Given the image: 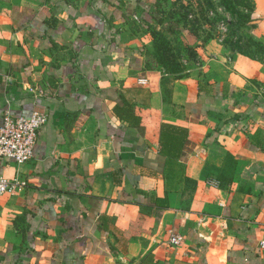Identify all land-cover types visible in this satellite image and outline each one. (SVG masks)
Returning a JSON list of instances; mask_svg holds the SVG:
<instances>
[{"label":"crops","instance_id":"0c3cea01","mask_svg":"<svg viewBox=\"0 0 264 264\" xmlns=\"http://www.w3.org/2000/svg\"><path fill=\"white\" fill-rule=\"evenodd\" d=\"M139 16L143 0H0V125L47 116L31 160H0L28 180L0 198V264H264V50L172 78L128 41ZM166 123L188 131L177 155Z\"/></svg>","mask_w":264,"mask_h":264},{"label":"rangeland","instance_id":"374dc122","mask_svg":"<svg viewBox=\"0 0 264 264\" xmlns=\"http://www.w3.org/2000/svg\"><path fill=\"white\" fill-rule=\"evenodd\" d=\"M230 1L143 0L151 20L141 18L140 10L139 19L131 22L128 41L144 48L151 70L166 71L172 78L202 72L210 79L219 65L230 63L239 51L251 55L262 51L249 24L235 12L249 10Z\"/></svg>","mask_w":264,"mask_h":264},{"label":"built area","instance_id":"2783aa9c","mask_svg":"<svg viewBox=\"0 0 264 264\" xmlns=\"http://www.w3.org/2000/svg\"><path fill=\"white\" fill-rule=\"evenodd\" d=\"M47 121L44 112L34 111L30 116L15 117L7 114L0 125V160L12 159L18 164L26 163L34 155V149L41 126ZM28 187L26 178L15 176L8 178L0 174V198L16 195ZM185 237L181 233H173L172 245H179Z\"/></svg>","mask_w":264,"mask_h":264},{"label":"trees","instance_id":"16d2710c","mask_svg":"<svg viewBox=\"0 0 264 264\" xmlns=\"http://www.w3.org/2000/svg\"><path fill=\"white\" fill-rule=\"evenodd\" d=\"M238 2L240 6H243L244 8H247L249 10L248 13L244 14L240 10H233L235 12H238V14L242 15L244 17V23L248 24L252 18V12H253V3L250 0H235ZM230 2H233L232 0ZM231 9L232 8L231 6ZM254 43L260 45L262 49L264 50V47L254 40ZM243 53H245L243 51ZM167 70H169L168 67H166ZM187 129L182 127H177L171 124H163L162 131H161V145L162 149L166 154L169 155H177V153H180L183 145L185 144L187 140Z\"/></svg>","mask_w":264,"mask_h":264}]
</instances>
